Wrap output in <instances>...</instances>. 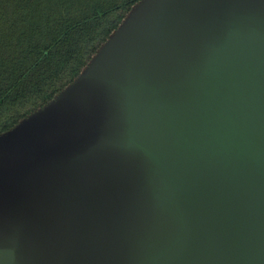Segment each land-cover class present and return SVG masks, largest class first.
<instances>
[{
    "label": "water",
    "instance_id": "1",
    "mask_svg": "<svg viewBox=\"0 0 264 264\" xmlns=\"http://www.w3.org/2000/svg\"><path fill=\"white\" fill-rule=\"evenodd\" d=\"M0 264H264V0H136L0 132Z\"/></svg>",
    "mask_w": 264,
    "mask_h": 264
},
{
    "label": "trees",
    "instance_id": "2",
    "mask_svg": "<svg viewBox=\"0 0 264 264\" xmlns=\"http://www.w3.org/2000/svg\"><path fill=\"white\" fill-rule=\"evenodd\" d=\"M136 0H0V132L70 82Z\"/></svg>",
    "mask_w": 264,
    "mask_h": 264
}]
</instances>
